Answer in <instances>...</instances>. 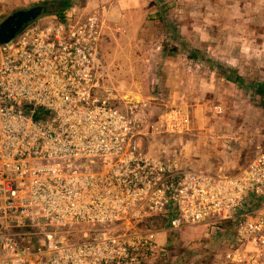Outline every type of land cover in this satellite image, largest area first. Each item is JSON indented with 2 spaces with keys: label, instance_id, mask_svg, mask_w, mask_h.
<instances>
[{
  "label": "built area",
  "instance_id": "built-area-1",
  "mask_svg": "<svg viewBox=\"0 0 264 264\" xmlns=\"http://www.w3.org/2000/svg\"><path fill=\"white\" fill-rule=\"evenodd\" d=\"M104 25L73 8L0 43V264H147L163 232L138 229L150 217L171 235L209 225L233 242L220 264H260L264 128L241 127L251 157L232 174L152 155L149 138L191 116L172 106L149 130L145 102L106 93Z\"/></svg>",
  "mask_w": 264,
  "mask_h": 264
},
{
  "label": "rangeland",
  "instance_id": "rangeland-1",
  "mask_svg": "<svg viewBox=\"0 0 264 264\" xmlns=\"http://www.w3.org/2000/svg\"><path fill=\"white\" fill-rule=\"evenodd\" d=\"M49 1L52 0H0V25L15 11L46 5ZM104 1L111 3L113 0H75L66 13L73 8L79 12L96 10L103 20H107L101 49V57L108 68L104 79L106 93L112 94L111 98L118 96L121 100L145 102L142 109L149 110V130L158 115L172 106L182 107L192 119L191 130L187 133L149 138V152L152 155L167 152L186 166L212 173L239 172L251 157L239 136L241 127L247 131L256 126L264 128V96L255 94L249 87L264 82V1L262 10L245 17L248 19L246 25L251 26L243 38H252L246 48L249 58L243 75L246 84L235 86L226 101L210 102L199 111L177 103L169 104L170 91L163 84L164 67L159 55L163 50L170 54L178 50L183 52L185 45L179 43L178 38H208L202 29L195 31L194 27H205L209 31V10L198 14L188 12L185 17L182 10L186 4L193 8L199 1L209 9L211 3H216L218 22L213 21L216 28L211 33L216 38H227L225 13H221L219 6L235 1L241 4L244 0H142V4L140 0L122 4L116 0L118 3L106 14ZM239 13H234L231 20L235 25L234 33L241 34V17L236 16ZM57 16L46 13L30 24L48 26ZM136 24L138 27H134ZM118 28H125L127 32ZM196 32L199 35L195 36ZM123 105L121 102V107ZM216 106H222L223 112L217 113ZM137 226L138 229L149 227V230L163 231L157 236L159 248L153 254L149 253L147 264H220L233 244L228 235L219 231L213 234L206 224L189 226L173 235L164 231L167 224L159 217H150L149 222L137 223ZM260 264H264V259Z\"/></svg>",
  "mask_w": 264,
  "mask_h": 264
},
{
  "label": "crops",
  "instance_id": "crops-1",
  "mask_svg": "<svg viewBox=\"0 0 264 264\" xmlns=\"http://www.w3.org/2000/svg\"><path fill=\"white\" fill-rule=\"evenodd\" d=\"M120 4L131 0H117ZM142 4V0H140ZM264 0H244L243 3L238 4L236 1L226 4L225 6H219L221 13H225V26L227 29V38H216L217 36L212 32L214 27V20L218 22L217 15L219 14L216 3H211L208 9L205 4L199 1L194 3V7H189L186 4L184 11L185 17L188 12L201 13L209 10V31L207 32L205 27H194L195 31L201 29L207 34L208 38H178L179 43L183 44V52L178 50L175 53L170 54L168 50H163L159 59L162 60L163 70L162 80L163 84L169 88V104H181L192 108L194 110H201L210 102L219 104V101H226L232 94V89L238 84L227 79L223 72L219 69V65H225L234 70L239 76L243 78L245 70L247 68L249 58H247L248 50L247 43L249 39L243 38L247 33L251 24H247L248 14H255L262 10ZM118 3V2H117ZM116 0L111 3L105 2L103 4L104 13L111 12ZM189 7V8H188ZM241 10V12H240ZM240 12V13H239ZM245 12V13H244ZM234 13H239L237 17H241V34L234 33L233 27L234 21L231 20L235 17ZM229 15L232 18H227ZM256 15V14H255ZM247 16V18H245ZM216 18V19H215ZM222 19V18H221ZM106 21L104 23L106 26ZM231 22L230 24H228ZM220 23V22H219ZM249 23V22H248ZM205 25V24H204ZM203 25V26H204ZM108 26V25H107ZM106 26V27H107ZM138 25H134V27ZM185 27L186 24L184 23ZM122 28V27H120ZM124 33L127 32L125 28L121 30ZM105 33V32H104ZM186 36L185 34H183ZM194 35H199L198 32ZM216 36V37H215ZM203 55V56H200ZM193 55L195 57H193ZM207 63V64H206ZM211 64V65H208ZM162 70V71H163ZM161 79V78H160ZM153 99H158L153 97Z\"/></svg>",
  "mask_w": 264,
  "mask_h": 264
},
{
  "label": "water",
  "instance_id": "water-1",
  "mask_svg": "<svg viewBox=\"0 0 264 264\" xmlns=\"http://www.w3.org/2000/svg\"><path fill=\"white\" fill-rule=\"evenodd\" d=\"M49 12L45 5H35L29 9L15 11L0 25V43L5 44L14 39L29 23Z\"/></svg>",
  "mask_w": 264,
  "mask_h": 264
},
{
  "label": "trees",
  "instance_id": "trees-1",
  "mask_svg": "<svg viewBox=\"0 0 264 264\" xmlns=\"http://www.w3.org/2000/svg\"><path fill=\"white\" fill-rule=\"evenodd\" d=\"M74 4H75V0H52L49 1L48 4H46L45 6L49 8L48 14L58 15L59 17L63 18L66 14V11L70 9ZM193 57L195 56L193 55ZM219 69L223 72V74L227 77V79L237 83L241 87H243L246 84L245 79H243L234 70L230 69L229 67L219 65ZM249 87L252 90H254L255 94L264 96V82L253 83ZM249 161L250 158L247 160L244 167L249 163Z\"/></svg>",
  "mask_w": 264,
  "mask_h": 264
},
{
  "label": "flooded vegetation",
  "instance_id": "flooded-vegetation-1",
  "mask_svg": "<svg viewBox=\"0 0 264 264\" xmlns=\"http://www.w3.org/2000/svg\"><path fill=\"white\" fill-rule=\"evenodd\" d=\"M29 24H30V23H29ZM29 24H28V25H29ZM28 25H27V26H28Z\"/></svg>",
  "mask_w": 264,
  "mask_h": 264
}]
</instances>
